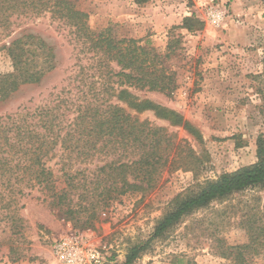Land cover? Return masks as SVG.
I'll return each instance as SVG.
<instances>
[{"label":"trees","instance_id":"1","mask_svg":"<svg viewBox=\"0 0 264 264\" xmlns=\"http://www.w3.org/2000/svg\"><path fill=\"white\" fill-rule=\"evenodd\" d=\"M46 16L66 33L78 69L69 77V85L51 93L41 104L0 116V224L13 237L24 235L21 211L28 197L64 208L70 215L86 213L84 224L89 226L115 201L128 194L147 193L165 173L196 168L199 162L187 140H178L169 128L141 120L140 115L153 112L156 118L201 140L196 128L176 111L135 93L168 97L175 93L179 86L170 60L178 41L161 53L150 43L115 34L111 27L94 30L89 14L77 0H0L3 36L12 37L13 27ZM198 20L185 17L181 27L189 32L202 30L204 25ZM4 50L13 69L0 74V101L22 86L40 85L57 69L54 49L35 34L13 39ZM256 145V163L207 180L176 200L150 238L131 247L122 264H134L154 240L195 211L238 193L264 190V134L258 136ZM56 159L61 165L60 178L48 167V162ZM95 163V169L88 167ZM77 165L86 167L75 168ZM61 178L66 179L65 186ZM258 214L260 218L256 214L246 221H261L258 227L248 228V244L234 246L219 240V255L230 264H253L252 257L264 249V205ZM107 264L119 263L111 259ZM173 264L195 263L179 254Z\"/></svg>","mask_w":264,"mask_h":264},{"label":"rangeland","instance_id":"2","mask_svg":"<svg viewBox=\"0 0 264 264\" xmlns=\"http://www.w3.org/2000/svg\"><path fill=\"white\" fill-rule=\"evenodd\" d=\"M77 0L89 14L94 30L111 27L115 34L150 43L166 53L174 41L170 60L179 88L168 97L159 93L135 92L162 107L174 110L199 132L198 140L181 128L172 127L153 112L140 115L141 120L169 128L178 140H187L199 162L196 168H182L165 173L157 186L147 193H134L115 201L99 212L93 225L85 226V214L70 215L64 208L49 202L24 199L23 236H11L0 224V264H59L53 255V244L62 236L76 232L94 233L95 242L108 245L111 259L122 264L131 247L150 238L158 222L176 200L183 198L207 180H216L257 162V138L264 134V0H150L138 5L135 0ZM130 2V3H131ZM151 2L162 14L176 13L182 18L165 30L142 28L138 24L142 9ZM210 4L224 12L223 20L212 25L206 17ZM131 10L132 14H125ZM185 17L203 23L202 30L183 29ZM21 22V20H19ZM18 21V22H19ZM6 37L0 31V74L12 72V63L4 50L13 39L27 33L44 39L54 49L57 69L46 75L40 85H25L6 101H0V116L24 107H35L51 93L70 84L74 77L75 55L64 31L57 29L49 16L23 22ZM66 34V33H65ZM55 88V90H54ZM58 159L48 167L57 178L62 176ZM96 163L88 166L95 169ZM85 168V165H77ZM61 185L66 179L61 178ZM34 195L41 196L34 192ZM78 201V195L74 198ZM86 205V202H83ZM264 205V190L254 189L218 200L195 211L164 237L154 240L134 264H173L179 254L195 264H230L219 255V240L228 245L250 242L248 228L261 225L259 219L246 223ZM84 213V212H82ZM246 224V225H245ZM253 258V264H264V249Z\"/></svg>","mask_w":264,"mask_h":264},{"label":"built area","instance_id":"3","mask_svg":"<svg viewBox=\"0 0 264 264\" xmlns=\"http://www.w3.org/2000/svg\"><path fill=\"white\" fill-rule=\"evenodd\" d=\"M206 17L209 23L218 25L223 20L224 12L210 4L206 9ZM52 248L59 264H107L111 260L110 247L95 242L91 231L62 236Z\"/></svg>","mask_w":264,"mask_h":264},{"label":"crops","instance_id":"4","mask_svg":"<svg viewBox=\"0 0 264 264\" xmlns=\"http://www.w3.org/2000/svg\"><path fill=\"white\" fill-rule=\"evenodd\" d=\"M128 0V7H132V2ZM157 4H159V2H157L156 4L154 2H151V4H149L146 8L142 9L143 14L141 16V19L138 20V24L141 25L142 28H149L152 30H157V31H161V30H165L167 28L172 27L175 24H180V22L182 21V16L181 18H179L176 13H168V15L166 14H162L160 12L161 7H157ZM125 14L128 16H130L129 14H132L131 10H124Z\"/></svg>","mask_w":264,"mask_h":264}]
</instances>
